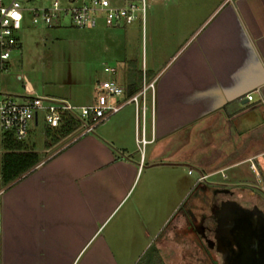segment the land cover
Returning <instances> with one entry per match:
<instances>
[{
	"label": "crops",
	"instance_id": "obj_1",
	"mask_svg": "<svg viewBox=\"0 0 264 264\" xmlns=\"http://www.w3.org/2000/svg\"><path fill=\"white\" fill-rule=\"evenodd\" d=\"M199 28L146 68L156 80L143 112L128 104L48 158L38 155L26 173L32 175L0 195V264H72L75 256L59 261L57 253L29 246L20 247L21 254L5 251L10 229L34 223L36 232L46 233L45 227L73 225L66 219L83 211L86 220L77 227L95 231L98 218L123 199L138 173L143 180L133 211L149 200L155 214L164 213L158 235L175 209L171 202L185 199L197 184L257 199L242 177L247 169L259 183L264 177V0H223ZM200 175L205 178L198 180ZM53 208L56 218L66 217L61 225H47ZM45 246L53 248L47 241ZM99 264L118 263L110 258Z\"/></svg>",
	"mask_w": 264,
	"mask_h": 264
},
{
	"label": "rangeland",
	"instance_id": "obj_2",
	"mask_svg": "<svg viewBox=\"0 0 264 264\" xmlns=\"http://www.w3.org/2000/svg\"><path fill=\"white\" fill-rule=\"evenodd\" d=\"M49 1L21 0L25 7L43 6ZM79 1L74 0V3ZM227 1L232 0H224ZM60 2L67 4L68 0ZM219 2L223 0H144L143 18L118 28L104 25L77 28L68 22L65 14L62 15L64 21L61 25H33L28 11H25L18 32L19 45L12 50L5 68L0 71V92L14 97L27 93L22 79L24 75L37 95L65 97L75 104L88 103L95 97L99 81L108 76L103 70L104 64L115 67L114 78L119 84L126 83L125 65L128 59L134 60V76L139 82L144 63L145 78L148 80L150 74L146 68L150 63L164 61L166 55L169 56L185 38L198 32L200 24ZM44 127L39 117L37 126L31 128L23 142L26 147L37 151L41 159L48 158L78 138H71L74 136L71 135L45 148ZM3 152L0 141V167ZM30 175L32 173L26 177ZM142 177L138 173L134 182L128 185L129 190L123 199L110 213L98 218L95 231L84 225L77 227L86 220L83 219V211L77 218L66 219L56 218L53 214L56 209L53 208L45 216L48 226L50 222L60 224L65 219L72 221L73 225L45 227L48 231L39 233L36 230L40 229L32 223L28 228L24 226L28 231L24 233V227L14 224L5 251L21 254L20 247L29 246L36 253H57L59 261L75 256L72 264H99L110 258H115L118 264H222L221 256L213 245H209L202 234L193 231L191 220L194 216H190L191 213L200 214L199 210L208 213L207 201L211 200L209 193L212 194V188L203 182L191 187L189 195L182 201H172L170 206L175 209L158 235L164 213L155 214V207L149 200L140 203L138 212L133 211L138 204L137 193ZM192 178H187L188 182ZM242 180L243 186L252 189L258 196L255 200H247L249 206L255 205L264 211V192L260 189L261 185L264 186V177L259 183L253 172L247 169ZM225 197L229 196L225 194ZM60 204L66 210L65 204ZM180 215L185 217L182 223L178 219ZM46 241L53 250L41 249L46 247ZM2 252L0 240V254Z\"/></svg>",
	"mask_w": 264,
	"mask_h": 264
},
{
	"label": "built area",
	"instance_id": "obj_3",
	"mask_svg": "<svg viewBox=\"0 0 264 264\" xmlns=\"http://www.w3.org/2000/svg\"><path fill=\"white\" fill-rule=\"evenodd\" d=\"M25 11H28L33 25H61L64 21L62 15L65 14L68 22L77 28L97 25L118 28L131 24L139 17L143 18L144 0H80L78 3L68 0L67 4L51 0L39 7H25L21 0H0V71L5 68L12 50L19 44L18 32ZM13 12L18 18L12 15ZM103 70L108 76L99 81L93 100L84 104H75L60 96L37 95L23 75L27 93L14 97L0 92V135L6 133L18 141H25L31 128L37 126L39 117L43 125L50 128L58 127L65 117H71L77 121V127L68 136L74 135L71 138H75L90 133L128 104L134 106L136 113L143 112L148 92L151 95L154 93L156 78L146 80L142 69L138 89L127 94L124 85L114 78L115 67L106 63ZM246 98L249 100L252 96L247 94ZM139 141L144 143L146 140L141 136ZM250 167L255 169L253 163H250ZM254 172L257 178L261 177L257 170ZM204 178L205 175H200L198 180ZM8 186L9 183L2 182L0 173V195ZM261 191L264 192L263 185Z\"/></svg>",
	"mask_w": 264,
	"mask_h": 264
},
{
	"label": "trees",
	"instance_id": "obj_4",
	"mask_svg": "<svg viewBox=\"0 0 264 264\" xmlns=\"http://www.w3.org/2000/svg\"><path fill=\"white\" fill-rule=\"evenodd\" d=\"M19 45V44H18ZM125 65L127 81L124 84L127 94L133 93L139 87L141 81H137L135 76L134 60H126ZM142 77V75H141ZM77 127V121L71 117H65L63 122L56 128L44 127V146L50 147L51 144L58 142L72 133ZM1 145L4 152L1 156L0 173L3 183L11 184L28 173L38 162V154L32 148L26 147L24 141L16 140L12 135L3 133L1 135Z\"/></svg>",
	"mask_w": 264,
	"mask_h": 264
},
{
	"label": "flooded vegetation",
	"instance_id": "obj_5",
	"mask_svg": "<svg viewBox=\"0 0 264 264\" xmlns=\"http://www.w3.org/2000/svg\"><path fill=\"white\" fill-rule=\"evenodd\" d=\"M212 196L211 200H208L209 203V211L206 213L205 211L199 210L200 214H192L190 216H194L192 218L191 223L193 231H197L202 234L209 245H213L212 247L217 251L221 256L222 264H224L223 254H229V250L225 245L224 241L227 240L226 229L233 222L230 219V212L232 214H236L237 216H253L252 218H256V212H249L254 206H249V201H245L240 199L237 196L229 195L228 191L223 189L213 188L211 189ZM227 194L229 197H225ZM210 197V195H209ZM208 197V198H209ZM231 197V198H230ZM238 206L242 207V210H238ZM264 212V211H263ZM197 217V218H196ZM211 218V219H210ZM197 219V220H196ZM211 220V223L209 222ZM239 220V219H238ZM208 234H211V237H208ZM227 244V243H226ZM229 244V243H228ZM222 247V248H221ZM235 246L233 245V248ZM218 248V250L216 249ZM220 248V249H219ZM224 249L225 251H223ZM263 251L254 253V261H261ZM232 254V253H231ZM258 255V257H257ZM252 259V258H250Z\"/></svg>",
	"mask_w": 264,
	"mask_h": 264
},
{
	"label": "water",
	"instance_id": "obj_6",
	"mask_svg": "<svg viewBox=\"0 0 264 264\" xmlns=\"http://www.w3.org/2000/svg\"><path fill=\"white\" fill-rule=\"evenodd\" d=\"M238 210H242V207L238 206ZM249 212H256L257 217L255 219L253 216L240 217L230 212L229 217L233 222L226 229L229 238L224 243L229 254H223L224 264H264V212L256 206ZM260 251H263L260 254L262 260L254 261V253Z\"/></svg>",
	"mask_w": 264,
	"mask_h": 264
},
{
	"label": "clouds",
	"instance_id": "obj_7",
	"mask_svg": "<svg viewBox=\"0 0 264 264\" xmlns=\"http://www.w3.org/2000/svg\"><path fill=\"white\" fill-rule=\"evenodd\" d=\"M12 15H13V16H17V17H18V15H17L15 12H13V13H12Z\"/></svg>",
	"mask_w": 264,
	"mask_h": 264
},
{
	"label": "snow or ice",
	"instance_id": "obj_8",
	"mask_svg": "<svg viewBox=\"0 0 264 264\" xmlns=\"http://www.w3.org/2000/svg\"><path fill=\"white\" fill-rule=\"evenodd\" d=\"M18 18V17H17Z\"/></svg>",
	"mask_w": 264,
	"mask_h": 264
}]
</instances>
